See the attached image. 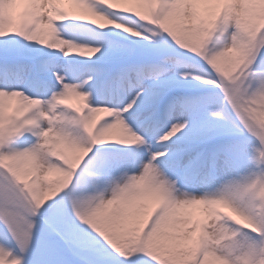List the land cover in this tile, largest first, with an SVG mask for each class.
Instances as JSON below:
<instances>
[{"label": "snow or ice", "instance_id": "snow-or-ice-1", "mask_svg": "<svg viewBox=\"0 0 264 264\" xmlns=\"http://www.w3.org/2000/svg\"><path fill=\"white\" fill-rule=\"evenodd\" d=\"M0 264H264V0H0Z\"/></svg>", "mask_w": 264, "mask_h": 264}, {"label": "bare ground", "instance_id": "bare-ground-1", "mask_svg": "<svg viewBox=\"0 0 264 264\" xmlns=\"http://www.w3.org/2000/svg\"><path fill=\"white\" fill-rule=\"evenodd\" d=\"M10 103V102H9ZM200 207H202V206H200Z\"/></svg>", "mask_w": 264, "mask_h": 264}]
</instances>
